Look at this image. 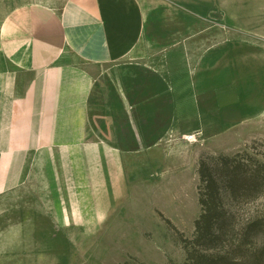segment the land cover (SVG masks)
<instances>
[{"label": "crops", "instance_id": "obj_1", "mask_svg": "<svg viewBox=\"0 0 264 264\" xmlns=\"http://www.w3.org/2000/svg\"><path fill=\"white\" fill-rule=\"evenodd\" d=\"M208 2L220 13L224 40L197 55V42L178 44L189 58L180 65L190 73L201 64L209 72L222 65L230 81L217 87L208 77L203 87L192 78L187 92L169 64L154 63L140 0H67L60 10L42 4L0 10V56L7 65L0 70V198L19 185L30 152L46 156L49 169L57 168L58 152L70 194L104 196L125 194L126 150L159 151L171 134L178 136L176 148H192L182 137L201 132L206 117L234 120L209 134L212 154H227L224 141L246 140L251 125L264 118V100L255 98L264 72V0ZM93 69L104 71L105 81ZM238 69L249 72L241 75L243 85L253 88L249 102L238 89L241 80L228 73ZM96 89L101 99L94 102ZM219 97L225 102L220 107ZM93 111L103 135L98 141L87 137ZM124 134L130 136L128 149Z\"/></svg>", "mask_w": 264, "mask_h": 264}, {"label": "rangeland", "instance_id": "obj_2", "mask_svg": "<svg viewBox=\"0 0 264 264\" xmlns=\"http://www.w3.org/2000/svg\"><path fill=\"white\" fill-rule=\"evenodd\" d=\"M66 1L0 0V10L6 12L34 4L60 10ZM140 1L146 12L154 63L169 64L173 79L179 81L181 88L184 86L187 92L193 79H199L203 87L208 77L211 83L215 80L217 87L230 81L222 65L209 72L208 65L201 64L194 73H190L187 65L184 68L180 65L183 57L187 64L189 58L186 52L182 55L181 49L176 47L178 44L187 41L192 46L197 42V55L203 54L214 42L224 40L220 13L212 10L208 0ZM214 34L216 39L211 40ZM193 36L196 39H191ZM235 46L237 51L241 45ZM6 67L0 56V70ZM93 70L101 82L105 81L104 71ZM228 73L234 76L232 79L241 80V75L249 72L238 69ZM262 76V85L255 97L259 104L264 100V72ZM243 80L238 89L243 101L249 102L254 98L253 88L243 85ZM98 93L96 89L92 101L101 99ZM205 99L202 97L201 101ZM217 102L219 107L225 104L220 97ZM97 114L93 111L90 117L89 141L103 139L96 130ZM232 121L206 117L204 129L198 132V143H190L192 148H176L173 140L178 136L171 134L159 151L135 155L126 150L125 194H70L58 152V166L52 169L46 165V156L30 152L26 155L19 185L0 198V264H184L186 254L181 240L194 238L195 222L202 214L199 203L201 161L212 164L211 159L215 157L247 153L264 163V118L258 121V128L255 123L251 125L246 140L241 141L237 136L231 145L224 141L222 147L230 149L227 154L211 153L214 136L209 134ZM121 137L123 146L128 149L130 136ZM245 164L250 171L258 169L254 161L247 160ZM232 194L226 189L222 191L228 213L223 240L230 258L241 256L247 264H252L254 259L264 264V189L239 193L260 194L256 199L245 196L236 199ZM255 249L257 254H254Z\"/></svg>", "mask_w": 264, "mask_h": 264}, {"label": "trees", "instance_id": "obj_3", "mask_svg": "<svg viewBox=\"0 0 264 264\" xmlns=\"http://www.w3.org/2000/svg\"><path fill=\"white\" fill-rule=\"evenodd\" d=\"M247 160L254 161L255 165H258L255 172L246 169ZM211 162L213 163L208 164L201 161L199 164L201 181L199 203L202 214L195 222L194 238L181 240L186 254L184 264H247L241 256L230 258L229 248L224 244L228 213L224 207L222 191L225 189L232 191L236 199L244 196L258 198L260 194L239 193L264 189V163L247 153L237 154L234 157L222 155L211 159ZM253 223L255 220L251 223L252 227L255 226ZM168 225L170 226L171 222H168ZM257 252L255 249L254 254ZM252 264L260 263L254 259Z\"/></svg>", "mask_w": 264, "mask_h": 264}, {"label": "built area", "instance_id": "obj_4", "mask_svg": "<svg viewBox=\"0 0 264 264\" xmlns=\"http://www.w3.org/2000/svg\"><path fill=\"white\" fill-rule=\"evenodd\" d=\"M200 137L199 134H192V135H186L183 136V140L188 143H198V138Z\"/></svg>", "mask_w": 264, "mask_h": 264}]
</instances>
